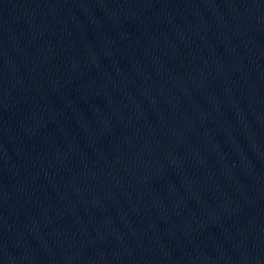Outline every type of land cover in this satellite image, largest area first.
Returning <instances> with one entry per match:
<instances>
[{
	"label": "water",
	"instance_id": "1",
	"mask_svg": "<svg viewBox=\"0 0 264 264\" xmlns=\"http://www.w3.org/2000/svg\"><path fill=\"white\" fill-rule=\"evenodd\" d=\"M36 264H264V0L141 158Z\"/></svg>",
	"mask_w": 264,
	"mask_h": 264
}]
</instances>
